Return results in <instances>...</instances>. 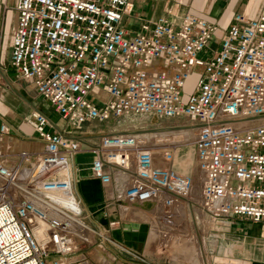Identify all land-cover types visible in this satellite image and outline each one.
Here are the masks:
<instances>
[{
	"label": "built area",
	"instance_id": "2783aa9c",
	"mask_svg": "<svg viewBox=\"0 0 264 264\" xmlns=\"http://www.w3.org/2000/svg\"><path fill=\"white\" fill-rule=\"evenodd\" d=\"M131 8V0H18L11 66L34 82L49 112L33 116L40 152L0 156V264H80L78 253L97 250L98 240L107 255L110 245L144 261L90 221L73 178L80 155L92 157L106 220L183 205L203 234L219 220L264 225V0L256 17L234 14L213 54L206 51L219 26L206 17H161L131 35L125 27ZM1 74L0 67V85ZM131 115L183 120L197 131L198 195L196 178L174 169L168 142L158 151L140 134L109 130L93 145L71 137ZM115 262L103 253L93 260Z\"/></svg>",
	"mask_w": 264,
	"mask_h": 264
},
{
	"label": "crops",
	"instance_id": "0c3cea01",
	"mask_svg": "<svg viewBox=\"0 0 264 264\" xmlns=\"http://www.w3.org/2000/svg\"><path fill=\"white\" fill-rule=\"evenodd\" d=\"M131 0L132 8L126 16L125 27L131 35L140 34L142 27L147 23L153 24L161 17L180 22L186 14L206 17L211 23L219 26V32L210 42L206 53L213 54L220 48V41L225 36L231 24L229 17L236 13H246L256 17L262 0ZM255 2V4H254ZM18 0H0V67L4 83L0 85V156L17 155L23 152L37 153L43 149V142L35 132L33 116L36 112H47L46 102L38 97L33 81L24 80L11 66L12 43L18 27V15L15 6ZM105 98V94H99ZM58 127L65 129L66 123L56 119ZM63 123V124H62ZM111 123V122H110ZM108 123V125H110ZM6 125L11 132L1 133V127ZM108 125H87L85 131L72 134L75 139L84 138L85 143L93 145L97 136L112 130ZM107 127L93 131V127ZM75 190L90 214V221L100 223L108 230V234L115 242L131 249L133 252L144 255L156 223L132 218L137 211L125 213L121 217L111 215L105 219V193L101 184L91 176L92 157L80 155L72 161ZM178 171H181L178 168ZM153 216L160 218V228L181 226L185 223L190 233L196 236L197 243L205 248L204 260L206 264H264V225L253 224L242 218L219 220L207 228L205 234L190 226L185 206H175L168 210L160 209ZM111 221L120 222L116 228H109ZM161 222L164 223L161 224ZM159 228V229H160ZM177 235L181 232L174 231ZM190 232V231H189ZM176 235V236H177ZM178 237V236H177ZM205 243V245H204ZM114 247V246H113ZM115 248V247H114ZM107 246V253L99 248L93 257L99 261L100 254L112 260L118 258L121 264H137L121 258L118 252ZM119 250V249H118ZM135 259L134 256H132ZM136 260V259H135Z\"/></svg>",
	"mask_w": 264,
	"mask_h": 264
},
{
	"label": "rangeland",
	"instance_id": "374dc122",
	"mask_svg": "<svg viewBox=\"0 0 264 264\" xmlns=\"http://www.w3.org/2000/svg\"><path fill=\"white\" fill-rule=\"evenodd\" d=\"M167 2H170L171 5L174 4L173 1L171 0H167ZM255 4V2H254ZM234 16H231V18L229 17V22L231 19H233ZM195 80L193 79V82ZM49 112V110H47ZM49 116L53 119V120H56L57 119V116L51 112L49 114ZM63 124V123H62ZM185 125L186 122L183 121V120H179V121H172V120H163V119H160V118H157L155 116H150L149 118L148 117H145V116H141V115H131V116H126V117H122V119L120 120H113L111 121L110 125H108L112 130L116 131V132H120L122 133V131H130V130H133L136 134L137 133H148V134H151V133H160L159 136L165 134V133H172V132H180L181 130L183 131H186V130H190L189 128H187ZM66 126V125H65ZM104 130L105 132L108 131V128L107 127H93L92 130L93 131H97V130ZM82 131H85V128H83ZM168 131V132H167ZM80 132V131H79ZM159 137V143H155V141L149 143V144H152L154 145L158 151H160L162 149L163 144H169L171 146H174L175 148V154H179L180 152L182 151H185L188 154V156H185V157H179V161L178 163H176L174 165V169L176 171H178V168H179V164L181 165V163L183 161H185V159L189 158L190 160H192V163L189 165V166H181V168H179L181 171L180 174H187V175H190V176H193L194 178H196V181H197V184H198V180H197V171H196V156H195V145H194V141L196 139V136H194L192 139L188 140V141H180L179 143L177 142H173L171 139H165L164 141L162 139H164L165 137L162 136V137ZM158 138V137H155V139ZM161 140H162V143L161 144ZM167 140V141H166ZM166 141V142H165ZM165 142V143H164ZM180 155H182L180 153ZM179 156V155H178ZM201 187V184L199 185V189ZM183 225L177 227V226H167V228L165 227H162L159 229V232L162 233V237L158 238V241L155 242V244L153 245H150V251L149 252H145V256H146V259H145V262H139L135 259L132 258L131 255H129L128 253H124L123 251L121 250H118V248H114L112 246V248H114L117 252H118V255L125 259V260H128V261H134L135 263L137 264H187V263H178L176 261L173 260V255L175 254V252L177 251V248L179 247V244L181 242V240L185 239L186 237H189L191 236V232L193 231L191 228H187L186 224L185 223H182ZM174 231H176L177 233L178 232H181V234L177 235ZM190 231V232H189ZM178 237H177V236ZM196 237V236H195ZM100 240H98V244H97V248H102V246H100ZM196 244L198 245L197 243V239H196ZM205 245V243H204ZM110 246V245H108ZM111 247V246H110ZM97 250H94V247L90 248V249H83L82 252H79L78 253V257H80L79 259L81 260V262H83L82 260H90L91 263H93V260L95 262H97L96 258L93 257V253L94 251H98ZM107 249V247H106ZM147 253V254H146ZM82 256V257H81ZM205 258V257H204ZM80 262V263H81ZM116 264H121L119 263V259L117 258L116 259ZM94 264V263H93Z\"/></svg>",
	"mask_w": 264,
	"mask_h": 264
},
{
	"label": "bare ground",
	"instance_id": "6f19581e",
	"mask_svg": "<svg viewBox=\"0 0 264 264\" xmlns=\"http://www.w3.org/2000/svg\"><path fill=\"white\" fill-rule=\"evenodd\" d=\"M193 79L196 81L195 77H192V79H190L188 81V83H187V88H188V90H191V91H192L193 86L195 84V81L193 82ZM122 132L130 134V135H136V136L139 134V133L136 134L133 130H130V131H124L123 130ZM159 134L158 133H151V134H148V133L142 134V133H140V137H141V139H144V141L146 143H148V144L153 142V141H155V143H157V142L159 143L160 142L159 141L160 140L159 137L161 136V135L159 136ZM196 135H197V131L196 130H192V129L186 130V131L181 130L180 132H172V133L170 132V133L163 134L162 136H164V137L166 136V137L164 139H162V140L164 141L165 139H171L173 142H177V143H179L180 141H185L186 142V141L192 139ZM155 137H158V138L155 139ZM162 140H161V144H163ZM180 153L182 155H180ZM180 153L176 154L174 156V160H175L176 163H178V161H179L178 159H179L180 156L181 157H185V156H188V154H189V153H187L185 151H182ZM175 162H174V165L176 164ZM191 163H192V160L187 158V159H185V161H183L181 163V165L179 164V168H181V166H189ZM176 172L178 174H180L179 171H176ZM182 175H187V174H182ZM197 180L199 182L197 184V181H196V185H195V190H194L193 196L198 195L199 192H200L199 185H200V182H201V176L198 173H197ZM132 218L139 219V220L142 219V220L150 221L153 224L154 223L157 224L151 230V235H150V238H149V241H148V244H147V249H146V252H149L150 251V245L155 244V242L158 241V238L162 237L161 236L162 233L159 232V228H160L159 227L160 226V221L159 220H160V218H158L156 216H153V215H150V214H146L143 211H139V212L137 211L136 213H134L132 215ZM161 224L164 225L163 222H161ZM37 236L39 238L45 236L44 228L40 229V231L37 233ZM204 250H205V248H203V246L199 245V243H198V245L196 244V237L195 236L193 237L191 235V236L186 237L185 239L181 240V242L179 244V247L177 248V251L175 252V254L173 255L172 258H173L174 261H176L178 263L206 264V262H205L206 260H204V257H205L204 256ZM80 264H93V263H91L90 260L85 259Z\"/></svg>",
	"mask_w": 264,
	"mask_h": 264
}]
</instances>
